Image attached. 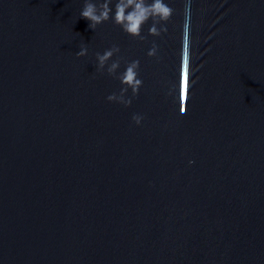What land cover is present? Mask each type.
I'll use <instances>...</instances> for the list:
<instances>
[{
    "label": "water",
    "instance_id": "obj_1",
    "mask_svg": "<svg viewBox=\"0 0 264 264\" xmlns=\"http://www.w3.org/2000/svg\"><path fill=\"white\" fill-rule=\"evenodd\" d=\"M165 2L140 40L85 0H0V264H264V0Z\"/></svg>",
    "mask_w": 264,
    "mask_h": 264
},
{
    "label": "clouds",
    "instance_id": "obj_2",
    "mask_svg": "<svg viewBox=\"0 0 264 264\" xmlns=\"http://www.w3.org/2000/svg\"><path fill=\"white\" fill-rule=\"evenodd\" d=\"M113 0H102V2L94 3L92 0H85L83 8L80 12V17L89 21L88 27L95 30L98 25L109 21L119 26L126 34L133 38L140 40L146 39L142 35L143 26L151 20V26L148 29V34L158 37L162 32H166V27H158L169 21L173 15V8H171L165 0H115L114 10L111 6ZM120 52L117 45L106 49L103 54L96 53L97 65L96 70L103 72L105 66L111 58ZM78 57H84L88 54L86 45H81L80 50L75 53ZM157 46L153 44L147 55L150 57L156 56ZM120 58L113 61L107 67V73L110 76H116L120 81L122 87L119 94L112 93L107 96L109 102H117L123 104L125 107L131 105V98H126L129 89L132 96L135 97L142 86V80L139 76V61L134 60L127 63L125 70L116 75L120 67ZM143 117L135 114L132 120L136 125H140Z\"/></svg>",
    "mask_w": 264,
    "mask_h": 264
},
{
    "label": "snow or ice",
    "instance_id": "obj_3",
    "mask_svg": "<svg viewBox=\"0 0 264 264\" xmlns=\"http://www.w3.org/2000/svg\"><path fill=\"white\" fill-rule=\"evenodd\" d=\"M184 91H185V96H186V93H187V83H186V81H185Z\"/></svg>",
    "mask_w": 264,
    "mask_h": 264
}]
</instances>
